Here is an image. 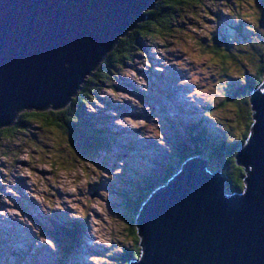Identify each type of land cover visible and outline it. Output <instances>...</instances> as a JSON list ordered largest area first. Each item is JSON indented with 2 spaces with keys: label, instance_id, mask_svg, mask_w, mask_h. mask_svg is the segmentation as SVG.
I'll list each match as a JSON object with an SVG mask.
<instances>
[{
  "label": "rangeland",
  "instance_id": "374dc122",
  "mask_svg": "<svg viewBox=\"0 0 264 264\" xmlns=\"http://www.w3.org/2000/svg\"><path fill=\"white\" fill-rule=\"evenodd\" d=\"M202 2L204 10L181 12L178 26L184 28L174 27L176 33L162 37L163 44L157 38L154 43L142 40L144 49L113 72L96 91V100L86 105L95 123L85 124L110 135L101 137L106 146L94 144L89 155H82L76 144H84L80 137L72 142L69 133L33 121L24 131L15 128L12 139L0 141V264H124L125 251L135 242L121 193L157 181L175 155L176 143H185L178 138L215 139L221 127L227 133L228 125L235 135L241 131L237 107L224 103L241 85L243 68L253 69L252 55H243V68L227 61L231 71L224 74L219 57L204 42L210 34L223 45L225 32L236 37L237 27L224 20L257 28L252 15L255 11L264 19V0ZM97 65L84 75L77 92L99 70ZM25 111H18L15 124L7 126H17ZM208 113L212 118L205 123L202 115ZM63 227L79 230L75 244L57 235Z\"/></svg>",
  "mask_w": 264,
  "mask_h": 264
},
{
  "label": "water",
  "instance_id": "95a60500",
  "mask_svg": "<svg viewBox=\"0 0 264 264\" xmlns=\"http://www.w3.org/2000/svg\"><path fill=\"white\" fill-rule=\"evenodd\" d=\"M158 0H0V126L22 110L61 108ZM252 124L235 154L241 192L221 170L187 158L153 190L135 225L130 264H264V78L249 94Z\"/></svg>",
  "mask_w": 264,
  "mask_h": 264
},
{
  "label": "trees",
  "instance_id": "16d2710c",
  "mask_svg": "<svg viewBox=\"0 0 264 264\" xmlns=\"http://www.w3.org/2000/svg\"><path fill=\"white\" fill-rule=\"evenodd\" d=\"M210 1L212 4L217 2V0ZM204 4L202 0H158L152 10L145 12V19L139 22L126 35V38L124 37L114 42L111 50L100 60L98 64L100 65L99 70L92 73L91 77L84 82L83 88H81L79 92L76 91V93L61 107L62 109L60 108L57 112L53 109L49 110L47 107L26 110L20 118H17V126L9 127L14 121H12L9 126H0V141L12 139L13 136L11 134L14 133L16 130L15 128L19 127L21 128L20 131H24L22 129H25L24 127L27 126V122L33 121L38 123L41 128L45 127L51 129L53 127L59 129L62 133H69L72 142L77 140L75 136L80 137L79 139L82 140L84 144L80 142L75 143L79 146V151L82 155H89L91 150L88 148L92 147L94 144L98 147L99 145L106 146L108 143L107 140L103 141L101 137L102 135H107L108 139H110V135L108 133L104 134V132L97 128L94 130L92 125H94L95 121L91 120L92 115L87 113L88 110L86 105L92 104L94 100H96L98 97L96 91L103 86L105 81L107 82L110 79L113 72L118 68H123L126 63L132 61L135 54L144 49L142 40L148 39L149 43H154L157 42V38L159 43L163 44L164 40L162 37L165 39L166 36H173L176 33L173 30L174 27H178L181 30L184 28L178 26V23L182 21V17L180 16L181 12L188 11L195 13L196 10H204ZM207 14H210V11H208ZM252 16L255 18L254 21L258 26L257 28H251V26L247 28L244 27L243 24H237V22L232 20H221L230 27H237V29H234L236 37L225 32L222 38L225 43L223 45L210 34V37L204 42V47H207L211 54L219 57L222 65L221 71L224 72V74H228L229 71H231L227 61L229 64L232 63L241 68L243 64L241 59L245 54L252 55L250 60L252 61L251 64L253 69L249 70L248 67H242L243 80L240 81L241 85L238 82L237 86L239 88L236 89V93L226 98L224 103V105L229 103L232 110L234 109L232 105L237 107L239 111L238 115L243 125V127L240 128L241 131L235 135L234 132L236 131H233V128L228 125L227 133H224L223 127H221L222 129L218 136H215V139H211L204 135L196 136V139H192L190 136L189 139L178 138L179 141H184L185 143H176L174 149L175 155L170 158L164 172L157 181L151 184V186L142 187L135 190L134 193H129L130 196L121 193L124 198V203L129 208V216L131 217V220L128 219V223H130L129 235L135 242L132 250L125 251L128 261L127 258L123 259L125 260L124 264H129V260L138 258L141 252V247L139 245L140 238L137 234L135 220L143 203L153 190L168 183L187 158L194 155L202 156L208 160V170L211 172L217 169L221 170L222 174L227 178L225 184L226 193L230 194L243 190L244 169L236 164L235 154L238 148L245 143L250 134L252 114L249 106V94L262 83L264 78V19L261 18V13L259 16H256L255 11ZM217 23H219V21ZM214 25L216 27V24ZM259 28H262V30H260L262 31V37L257 35ZM245 38L249 39L246 44L243 43ZM247 72L248 74L246 75ZM112 89H114V87H112ZM17 113L18 112L15 113V116ZM211 115L210 113L206 114V116L203 114L202 120L206 123L212 118ZM85 122H91L92 125L85 124ZM187 131L188 130H185L186 133ZM189 132L192 134L193 129H190ZM224 135L229 137L224 139ZM209 162L214 164L209 167ZM132 172L133 176L136 177L139 174L134 169ZM67 229L68 228L65 227L58 229L56 231L57 235H60L64 239L68 236L71 238L73 244H75V236H78L79 230L77 231V228L73 231L69 229V232ZM69 246L66 245V247ZM125 255H123V258Z\"/></svg>",
  "mask_w": 264,
  "mask_h": 264
},
{
  "label": "bare ground",
  "instance_id": "6f19581e",
  "mask_svg": "<svg viewBox=\"0 0 264 264\" xmlns=\"http://www.w3.org/2000/svg\"><path fill=\"white\" fill-rule=\"evenodd\" d=\"M156 190V189H155Z\"/></svg>",
  "mask_w": 264,
  "mask_h": 264
}]
</instances>
